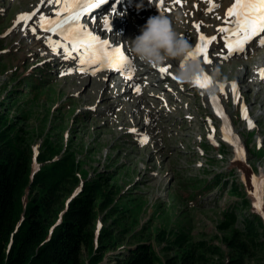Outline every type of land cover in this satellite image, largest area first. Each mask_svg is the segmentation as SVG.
Listing matches in <instances>:
<instances>
[{
	"label": "rangeland",
	"instance_id": "rangeland-1",
	"mask_svg": "<svg viewBox=\"0 0 264 264\" xmlns=\"http://www.w3.org/2000/svg\"><path fill=\"white\" fill-rule=\"evenodd\" d=\"M156 1L124 4L122 15L125 11L130 15L124 18L126 27L106 36L118 44L116 35L124 36V43L139 35L147 19L158 16ZM164 3L167 8L162 15L179 13L176 31L182 38H191L194 45L198 32L193 22L197 20L185 13L194 11V1ZM138 5H142L139 10ZM111 6L107 4L96 20L107 19L111 29L119 28L121 20L112 14ZM56 10L57 4L47 0H0V111L8 101L6 119L20 120L19 127L31 134L33 171L41 168L36 156L47 150L49 142L55 147L49 151L53 162L68 150L82 163L79 176L103 180L102 196L107 202L100 211L98 230L105 221L107 226L113 221L105 215L118 218L119 228L132 229L113 255L143 242L152 245L163 264L177 258L181 248L191 247L207 264H264V199L257 209L248 183L251 175V180H264V78L255 72L264 60V46L256 42L228 60L212 52L211 62L205 65L209 72L218 66L222 84L227 85L221 105L245 153L240 163L222 141L220 123L207 99L188 84L163 78L161 67L134 59L133 75L144 74L139 92H130L121 101L119 96L129 90L125 74L103 68L92 71L87 66L81 71V57L65 58L63 52L57 53L60 49L53 52L48 41L55 40L37 24L41 15H53ZM34 12L28 24L23 19L17 23ZM214 16L211 12L202 19L209 23ZM203 31L210 34L208 29ZM162 67L169 69L170 77L178 65ZM34 79L42 87L33 86ZM170 96L179 110L168 104ZM162 111L174 120L163 117ZM144 137L146 143H142ZM241 165L250 176L240 172ZM260 195L264 197V191ZM249 224L257 234H252ZM86 258L84 253L85 262ZM112 261L106 258L103 264Z\"/></svg>",
	"mask_w": 264,
	"mask_h": 264
},
{
	"label": "trees",
	"instance_id": "trees-1",
	"mask_svg": "<svg viewBox=\"0 0 264 264\" xmlns=\"http://www.w3.org/2000/svg\"><path fill=\"white\" fill-rule=\"evenodd\" d=\"M33 86L42 87L35 79ZM7 102L0 111V264H103L106 258L113 264H163L149 243L140 242L113 255L132 229L119 228L118 218L105 215L113 221L110 226L105 221L98 230L100 211L107 202L102 196L103 180L79 176L82 163L68 150L53 162L49 151L55 147L49 142L47 150L36 156L41 168L34 172L31 134L19 127L20 120L6 119ZM257 223L263 227L260 219ZM248 228L257 234L251 224ZM177 260L208 263L204 257L198 259L192 247L181 248L167 264H179Z\"/></svg>",
	"mask_w": 264,
	"mask_h": 264
},
{
	"label": "snow or ice",
	"instance_id": "snow-or-ice-1",
	"mask_svg": "<svg viewBox=\"0 0 264 264\" xmlns=\"http://www.w3.org/2000/svg\"><path fill=\"white\" fill-rule=\"evenodd\" d=\"M48 2H55L60 5L56 12L57 19H48L43 15L39 17L41 21L39 26L41 29L61 37L58 41L49 39V46L52 48L53 52H56L58 49H63L65 58H74L73 53H76L78 57H83L81 60V68L79 69L81 71L84 70V65L91 67L93 64H96L98 67H102L105 70L122 72L125 74L126 79H131L129 73L134 71V69L131 61L126 58L124 53L117 48H113L103 39H98L80 23L82 17L85 16L91 8L103 5L106 0H95L92 4L79 2V0H48ZM177 2L179 3V0H177ZM157 3L161 7L167 8L164 0H157ZM209 4V11L218 7V5L212 4L211 0H209ZM114 10L115 5L113 6V11ZM64 12H67L68 15L62 16L61 14ZM34 15L35 12L32 14H25L18 19L17 23H19L21 19L25 21L30 20ZM226 18L225 23L228 26L217 29L224 38L221 48H214V41L218 39V37H206L201 33L199 35V43L196 45L195 51L188 57L189 60L200 63L209 62L210 46H213V54L222 60L229 59L234 53L244 52L245 45L254 38L259 37L261 33H264V0H234L233 5L226 12ZM45 24L48 25L47 28H45ZM104 24H108L107 19L104 20ZM66 25H69V27L66 28ZM193 28L200 33L201 24L193 22ZM258 43L260 46H264V39H260ZM224 49H227L226 53ZM200 56L203 57V61L198 58ZM159 72L163 76L169 72V69L167 67H161ZM259 74L261 78H264V70H261ZM208 84H210V80L207 76H203L194 82L195 86L202 89L207 88ZM135 90L139 92V88ZM232 90L235 94V83L232 85ZM218 115H222V110H218ZM245 118H247L246 113ZM146 142L147 137H144L142 143ZM259 183L261 190L264 191V180ZM260 199H264V197L258 195V200ZM257 206L259 207L260 205L258 204ZM262 214H264V212H262Z\"/></svg>",
	"mask_w": 264,
	"mask_h": 264
},
{
	"label": "clouds",
	"instance_id": "clouds-1",
	"mask_svg": "<svg viewBox=\"0 0 264 264\" xmlns=\"http://www.w3.org/2000/svg\"><path fill=\"white\" fill-rule=\"evenodd\" d=\"M141 7L142 5H138V10ZM179 21V13L174 17L168 15L149 17L140 28L139 35L125 42L131 57L142 64L161 67L171 61H176L178 64L175 71L177 82L191 85L205 76L206 69L200 62H186V58L193 53V45L176 31L174 25ZM220 77V68L212 67L208 73L209 94H215L219 85L223 83Z\"/></svg>",
	"mask_w": 264,
	"mask_h": 264
},
{
	"label": "bare ground",
	"instance_id": "bare-ground-1",
	"mask_svg": "<svg viewBox=\"0 0 264 264\" xmlns=\"http://www.w3.org/2000/svg\"><path fill=\"white\" fill-rule=\"evenodd\" d=\"M48 1V0H47ZM112 1H114V0H112ZM118 2H120V8L117 10V12H116V14L118 15V17H119V19L121 20V23H120V26H119V28H113L112 30H111V34H115L117 31H118V29H124L125 27H126V23L124 22V18H128L130 15H129V13L128 12H126L125 11V13H124V15H122V10H123V8H122V1L121 0H117ZM180 1V0H179ZM188 1H194V11L192 12V11H189V10H186L185 11V13L186 14H188V16H192V18L193 19H196L197 20V23H199V24H201V29H200V33H198V35H197V39H196V41H195V43H194V45H193V52L195 51V47H196V44H197V42H198V40H199V35L202 33V34H204L206 37H213V36H216V37H218V39H216L215 41H214V48L215 49H220L221 48V46H222V44H223V42H224V38H223V35L221 34V33H219L218 31H217V29H219V28H221V27H225V26H228V25H226V23H225V21H226V12H227V10L233 5V3H234V0H211V3L213 2V1H215L216 2V5H218V7L217 8H215V9H213L212 11H209L208 9H209V7H210V4H209V0H203V1H201V0H188ZM127 4V3H126ZM59 7H60V5H58L57 4V10L59 9ZM57 10H56V12H57ZM155 10H156V12L158 13V16H160L161 15V13H163V7H161V6H158V3H157V1H156V3H155ZM56 12L53 14V15H49V16H46L48 19H57V17H56ZM203 12V13H202ZM211 12H215V18H212V20L209 22V23H207V22H204V20L202 19V15L203 14H207V15H209V14H211ZM62 16H67L68 15V13L67 12H64V13H62L61 14ZM122 15V16H121ZM116 16V15H115ZM29 21L30 20H27V24L29 23ZM108 21V20H107ZM96 22L97 21H94L93 19L92 20H90V28H89V31H91L92 29H94V27L96 26ZM102 24V27H101V29H100V32H109V29H110V25H105L104 24V21L101 23ZM108 24H109V22H108ZM40 23L39 24H37V28L40 30ZM48 27V25L47 24H45V28H47ZM66 28L67 27H69V25H66L65 26ZM205 29H208V30H210V34L209 35H207V34H205V33H203L204 31L203 30H205ZM43 30V29H42ZM43 31H45V30H43ZM197 31V30H196ZM48 35H45V36H52V38L55 40V41H58V40H60L61 39V37L60 36H58V35H56V34H53V33H50V32H48V31H45ZM26 34H29V33H26ZM110 34V35H111ZM260 39H264V37H262V38H260ZM259 39V40H260ZM110 40V39H109ZM258 40V41H259ZM116 41L118 42V44H116V43H114V42H112V41H110L111 42V44H114V46L115 47H119V49L124 53V54H126L128 57H130V55H129V53H128V47H127V44L126 43H124V36H122L121 34L120 35H116ZM115 41V42H116ZM188 41H189V43L191 44L192 43V39L190 38V39H188ZM258 41H257V44H259L258 43ZM256 43V41H254V44ZM41 44H44V40L43 41H39V45H41ZM253 44V45H254ZM252 45V46H253ZM121 46H122V49H121ZM247 48H245V50H246ZM224 51H225V53L227 52V49H224ZM61 52H63V49H60L59 51H57V53L59 54V53H61ZM212 52H213V46H210L209 47V62H201V64L205 67V69L207 68L205 65H207V64H209L211 61H210V55L212 54ZM236 54H239V53H234L232 56H235ZM73 55H77L76 53H73ZM231 56V57H232ZM199 59H201V61H203V57L202 56H200V57H198ZM219 58V57H218ZM83 59V57L81 58V60ZM81 60H80V63H81ZM226 60H228V59H226ZM187 61H191V60H189L188 59V57L186 58V62ZM135 61H134V58H133V60H131V63H132V65H134L133 63H134ZM81 65V64H80ZM166 65H169L170 67H172V66H174V65H178L177 64V62L176 61H171V62H169L168 64H166ZM85 66H87V65H85ZM180 66H182V65H180ZM87 67H89V66H87ZM162 67V66H161ZM89 68H92V71H96V69H98V68H102V67H98L96 64H93L91 67H89ZM157 68V67H156ZM207 70V69H206ZM261 70H264V60H263V62L261 63V65H259L258 67H256L255 68V72L260 76V71ZM208 71V70H207ZM111 72L112 73H114V72H118V71H116V70H111ZM148 72H146V74H147ZM124 74V73H123ZM101 75V74H100ZM129 75H131V79H126L127 81H128V83H127V85L129 86V90H126L125 92H123L122 94H121V96H119V99L121 100V101H123L126 97H128L129 95H130V92H133L134 93V95H135V93L137 92L135 89L136 88H139V82H140V79H142V77H143V73H139L138 71L135 73V75H133V71L131 72V73H129ZM248 75V74H247ZM247 76H245V78H246ZM163 78H167V79H171L170 77H169V75L168 74H165V75H163ZM172 80V79H171ZM244 80V79H243ZM240 79L237 81L238 82V84H240ZM264 81V80H263ZM172 82H173V80H172ZM174 84H180V83H178L177 82V80L175 79V83ZM121 85L120 84H118V85H116L115 86V91H117L118 89H119V87H120ZM176 87H178V85H176ZM227 91V85H223V84H220L219 85V87H218V90H217V98H216V101H212V103L209 101V98H207L203 93H202V95L207 99V103H210L211 104V107L214 109L215 108V106L217 107H220V106H222L221 105V97L220 96H222V95H225V92ZM133 95V96H134ZM132 96V97H133ZM264 101V100H263ZM217 102H218V104H217ZM172 103H174V98L173 97H171L170 96V100L168 101V104L170 105V106H172L173 108H175V110H179V108L178 107H176V106H173L172 105ZM176 105V104H175ZM215 105V106H214ZM145 109V108H144ZM143 108L140 110V111H143L144 110ZM218 110V109H217ZM214 111H215V109H214ZM216 112V111H215ZM162 113H163V117H166L169 121H171V120H174V117H172V116H170V115H167V113L165 112V111H162ZM223 117V118H222ZM216 119L219 121V123H220V125H221V128H222V126H226L227 127V125L229 126L230 125V127H231V123H230V121H229V119H228V117H227V115H226V113L224 114V116H216ZM226 127H225V129L222 131L221 130V134H222V132H224L225 131V135H226V137L228 138V139H231V137L229 136V134L227 133V129H226ZM233 132L236 134V135H238L237 133H236V131L235 130H233ZM245 177H247V176H250V172L248 171V170H246V168H244L242 165H241V171H240ZM251 179H252V175L249 177V190L251 189ZM262 179H264V178H262ZM258 180V179H257ZM259 182H260V180H259Z\"/></svg>",
	"mask_w": 264,
	"mask_h": 264
}]
</instances>
